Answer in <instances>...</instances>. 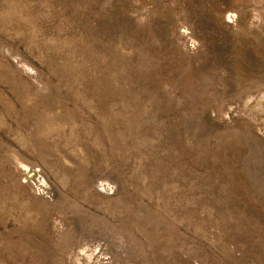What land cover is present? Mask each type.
Here are the masks:
<instances>
[{"label": "rangeland", "instance_id": "rangeland-1", "mask_svg": "<svg viewBox=\"0 0 264 264\" xmlns=\"http://www.w3.org/2000/svg\"><path fill=\"white\" fill-rule=\"evenodd\" d=\"M0 264H264V0H0Z\"/></svg>", "mask_w": 264, "mask_h": 264}]
</instances>
